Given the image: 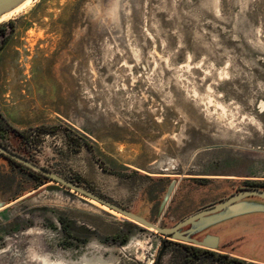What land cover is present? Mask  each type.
Returning <instances> with one entry per match:
<instances>
[{
    "label": "rangeland",
    "instance_id": "374dc122",
    "mask_svg": "<svg viewBox=\"0 0 264 264\" xmlns=\"http://www.w3.org/2000/svg\"><path fill=\"white\" fill-rule=\"evenodd\" d=\"M18 13L0 22V112L18 131L58 127L31 142L37 165L143 217L146 191L170 179L153 222L167 227L264 182V0H33ZM31 185L0 192V264H155L177 242L140 225L103 242L121 216L51 180ZM249 205L192 238L264 264V208Z\"/></svg>",
    "mask_w": 264,
    "mask_h": 264
},
{
    "label": "water",
    "instance_id": "95a60500",
    "mask_svg": "<svg viewBox=\"0 0 264 264\" xmlns=\"http://www.w3.org/2000/svg\"><path fill=\"white\" fill-rule=\"evenodd\" d=\"M26 0H0V18L6 14L11 13L20 7ZM0 151L5 155L14 159L15 161L23 164L24 166L32 169L33 171L39 172L43 174L49 180L66 187L67 189H71L74 192L82 194L83 196L98 202L99 204L107 207L108 209L117 212L120 214L122 220L130 221L137 225L143 226L145 228H149L154 230L158 234L161 235H171V238L177 241H182L184 243H190L200 247L214 248L216 245V239L213 237H205L203 240L198 241L193 238H188L184 236L186 229L192 228V226L197 229H202V227L206 226L207 222L210 221L209 217L213 215H217L216 217H224L227 215L237 214L242 211L251 210L254 206L249 205L253 203H257L261 208H264V190L257 188H246L235 194H232L228 198L217 202L216 204L204 207L182 220L176 222L170 227L166 226H158L147 219H145L139 213H133L129 210L123 209L117 204L106 200L93 192L86 190L80 187L78 184L73 183L70 180H67L55 173H52L36 164L26 160L25 158L15 155L6 149L0 147ZM174 187V181H171L166 188V191L162 197V200L159 205V213L162 212L164 206L168 202L170 193ZM1 206V204H0ZM163 251V248L160 250L158 254V258L156 264H159V257Z\"/></svg>",
    "mask_w": 264,
    "mask_h": 264
},
{
    "label": "trees",
    "instance_id": "16d2710c",
    "mask_svg": "<svg viewBox=\"0 0 264 264\" xmlns=\"http://www.w3.org/2000/svg\"><path fill=\"white\" fill-rule=\"evenodd\" d=\"M7 39H8V34H5V26H0V50L3 48V46L7 42ZM57 130H58L57 126H40L36 128V131H33V132L31 130L29 132L18 131L6 121L5 117L0 112V131L4 133H9L14 138L18 139L19 144L21 145L20 149L22 150V153H21L22 156L25 158H28L31 162H34L28 153L30 150L31 142L32 141L35 142L36 139L41 134L54 133ZM69 141L71 145L78 146V144H74L75 140L73 138L69 137ZM18 166L20 165L18 164ZM24 169L25 170H22L23 176L21 177V179H26L28 181H31L32 185L30 187H33L32 189H35L41 186L42 184H44L45 180H49L43 174L34 172L27 167L26 168L24 167ZM102 169L104 171H107L108 173L118 175L115 170H112L111 168L107 166H102ZM157 181L161 182L160 184L161 189L158 190L157 192H153L152 190H147L146 197L148 201H151L153 198H156V196L158 195H162L170 183V179H158ZM73 183L78 184V181H75ZM245 187L258 188V189L264 190V182H258V183L250 182L248 184H245ZM157 205H158L157 207H159V203H157ZM159 215L160 213L158 211V208H156L153 218L149 219V221L154 222V220ZM123 221L124 222L122 223V227L125 228L124 231H119L117 234L111 237H105L102 239V241L106 243H118L120 245L124 244L129 238L130 233L133 231L134 228H136L137 224L132 223L130 221H126V220H123ZM60 223L63 226V232L66 236L71 237L74 240L81 241V239L72 236L71 231L68 230V228L70 227V224L67 227L65 222L61 219H60ZM161 226H164V225H161ZM72 230L74 229L72 228ZM165 236L171 238V235H165ZM162 246L164 248L165 247L168 248L169 246H172L174 255L171 259L170 264H199L203 261H211L216 264H244V262H242L241 260L230 257L228 254L216 253L210 250L196 247L190 243H184V242H178V241L171 242V241L164 240Z\"/></svg>",
    "mask_w": 264,
    "mask_h": 264
},
{
    "label": "flooded vegetation",
    "instance_id": "af4514ba",
    "mask_svg": "<svg viewBox=\"0 0 264 264\" xmlns=\"http://www.w3.org/2000/svg\"><path fill=\"white\" fill-rule=\"evenodd\" d=\"M0 147L6 149L7 151L15 154V155H18V156H22V150L20 149L21 148V145L19 144V141L18 139L14 138L11 134L9 133H4L2 131H0ZM30 155V154H29ZM31 157V156H30ZM25 158V157H23ZM26 160L30 161L28 158H25ZM31 162V161H30ZM34 163V162H32ZM18 164L20 166H18ZM36 164V163H34ZM37 165V164H36ZM23 166V167H21ZM39 166V165H37ZM24 167L26 168V166H24L23 164L15 161L14 159H11L10 157H8L7 155H5L3 152L0 151V192L2 191L3 189V186L5 185H8V181H10L11 179L12 180H17L19 181L20 183V180L21 177L23 176V171L22 170H25ZM41 167V166H40ZM28 168V167H27ZM43 168V167H42ZM30 169V168H29ZM45 169V168H44ZM32 170V169H30ZM47 170V169H46ZM33 171V170H32ZM49 171V170H48ZM36 172V171H34ZM39 173V172H37ZM41 174V173H40ZM248 187H244L243 189H246ZM241 189V190H243ZM258 189V188H257ZM240 190V191H241ZM166 191V190H165ZM237 193V192H236ZM164 194V193H163ZM162 194V195H163ZM235 194V193H234ZM162 195H158L156 196V198H153L151 201L152 205L150 207V210H149V213L146 217H144L145 219H147L149 221V219H152V216L154 215L155 213V209L158 208V211H159V207H157V203H159L160 205V202L162 200ZM232 195V194H231ZM14 200V199H13ZM158 201V202H157ZM212 205V204H211ZM210 206V205H208ZM207 207V206H206ZM204 208V207H203ZM202 209V208H201ZM161 214V213H160ZM185 218V217H184ZM183 218H181L180 220H182ZM178 220V221H180ZM177 221V222H178ZM151 222V221H150ZM153 223V222H152ZM167 227V226H166ZM196 231L194 230H191V228H188L186 229L185 233L183 234L184 236H187L188 238H192L193 234H195ZM161 235V234H160ZM206 236H203L202 239H197L198 241H201L205 238ZM172 239V238H171ZM178 242H182V241H178ZM193 245V244H192ZM196 246V245H194ZM196 247H200V246H196ZM163 248L164 250V247L161 246V249ZM200 248H203V249H206V250H209V249H213V248H207V247H200ZM217 248H220V251L221 252H218L220 254H233L235 252L231 251L229 248L226 247V245H223V246H218V245H215L214 246V249H217ZM160 249V250H161ZM228 250V251H227ZM211 251V250H210ZM160 252V251H159ZM163 252V251H162ZM231 252V253H230ZM159 254V253H158ZM162 254V253H161ZM236 254V253H235ZM237 255V254H236ZM161 256V255H160ZM239 256V255H238ZM240 257H243V256H240ZM158 258V256H157ZM157 258L155 260V264H156V261H157ZM159 264H160V257H159ZM258 264H262V263H258Z\"/></svg>",
    "mask_w": 264,
    "mask_h": 264
},
{
    "label": "bare ground",
    "instance_id": "6f19581e",
    "mask_svg": "<svg viewBox=\"0 0 264 264\" xmlns=\"http://www.w3.org/2000/svg\"><path fill=\"white\" fill-rule=\"evenodd\" d=\"M32 1H33V0H26V1H25L20 7H18L16 10L12 11V12L9 13V14H6V15L2 16V17L0 18V22H2V21H4V20H7V19L10 18L12 15H14V14H16V13L22 11L24 8H26L27 6H29L30 3H31ZM18 14H19V13H18ZM16 17H17V16H16ZM82 198H85V196L82 197ZM85 199L88 200V201H89L90 203H92L93 205L99 207L100 209L105 210V211H108V212L111 213L112 215L120 216V214H118V213H116V212H114V211L108 209L107 207H105V206H103V205H101V204H99V203H97V202H95V201H93V200H91V199H87V198H85Z\"/></svg>",
    "mask_w": 264,
    "mask_h": 264
}]
</instances>
